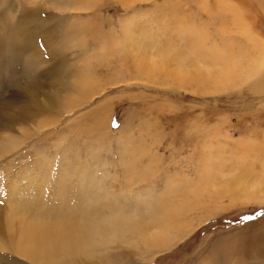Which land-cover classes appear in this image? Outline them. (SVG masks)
Segmentation results:
<instances>
[{
    "label": "rangeland",
    "instance_id": "obj_1",
    "mask_svg": "<svg viewBox=\"0 0 264 264\" xmlns=\"http://www.w3.org/2000/svg\"><path fill=\"white\" fill-rule=\"evenodd\" d=\"M261 54L264 0H0V264H264ZM26 213L83 237L24 257Z\"/></svg>",
    "mask_w": 264,
    "mask_h": 264
},
{
    "label": "bare ground",
    "instance_id": "obj_2",
    "mask_svg": "<svg viewBox=\"0 0 264 264\" xmlns=\"http://www.w3.org/2000/svg\"><path fill=\"white\" fill-rule=\"evenodd\" d=\"M132 25H133V23H132ZM129 28H130V24L129 25L127 24V32H128ZM242 30H244V29H242ZM198 32L199 31H197L195 33V36L198 37V35H199L201 37V35ZM250 37L252 38V36H250ZM123 40H126V39H123ZM194 40H195V38H194ZM132 41L134 42V40H132ZM242 62L245 63V60H243ZM239 67H240L239 63L234 61V60H230L229 63L224 64L220 68V75L221 76H219V81L220 82L223 81V82L226 83V82L230 81L231 79H233L234 78V70L235 69H239ZM263 67H264V54H261L260 58H258L257 60H254V61H250L249 63H247L244 66V70L245 71H250V74H254L256 76L261 75V77L258 76L260 78L257 79L256 83H254V84L252 83L254 85V86L252 85L253 88L261 87L262 84H263V81H262V79L264 80V77L262 78V76H264V68ZM193 68H194V71H196L195 65H193ZM87 70L89 71V73L91 72L90 69L87 68ZM190 72H182V71H177L176 70V73L173 76L176 77L175 80L177 81V83L180 86L181 85L185 86L188 89H190L192 92H196L198 87H194L193 85H195V83L197 82V75H196V73H190ZM89 82H90V80H89ZM261 82H262V84H261ZM87 83H88L87 78H81V79H79L77 81V87L79 89H82L84 86H86ZM255 84H257V85H255ZM3 138L4 137H2V139ZM230 168H231V166H230ZM244 171L246 172L247 168H241L239 166L237 167L238 174L244 173ZM254 176H257V177H256V179L252 178V180L258 186L259 181L263 182V180H264V165H261L260 171L255 172ZM262 182L260 183L261 185L263 184ZM239 183L241 184V182H239ZM242 185H243V183L241 184V186ZM237 186H238L237 184H236V186H233V190L231 192H229V193H231V194L236 193L235 191H237ZM260 187L261 186H258V188H254L255 189L254 193H252V194L249 193V196H248V199L246 200V202L252 201V202L259 203V204L264 203V189L261 190ZM246 189H244V190H246ZM244 190H240V191L244 192ZM248 192L249 191L246 190V192H244V193H248ZM236 194H240L241 195L242 193H236ZM232 199H237V197L234 196ZM230 204L234 205L235 204L234 200L233 201L231 200ZM19 209H21V208H19ZM22 212H23V210H22ZM177 212H179V210H177ZM29 215H30V213H28V214L26 213L24 215V219H23V215H21L23 220L19 221V223H18L19 226H16V227H20V229L17 228L16 231L14 230L15 234H18L19 233L18 231L20 230V234H18L19 240L17 239V235L14 236V234H13L14 238L16 237L15 238L16 239L15 243L17 245L14 243V240H12V242L14 243V246L16 245L18 247V249H19V250H17V249L16 250L20 251L19 253L21 255H23L24 257L33 259L35 256L42 257L43 255H45V256H52L53 260H54V257L57 256L59 254V252L63 251V253H64L66 250H70L72 247L74 248V246L72 244H74L73 242L76 240V238H77V240L75 242H77L81 237H83L82 236L83 231L79 230V229L83 228L85 225H82L80 228H78L76 230L75 234H72V232L69 229L67 230V226H65V225H55L53 222H51L50 220H47L46 218H38V219L29 218ZM17 217L15 216V218H17ZM15 218H13V219H15ZM12 221H14V220H12ZM9 222H10V220H9ZM11 229H16V228L13 226V228H11ZM154 230H155L156 234L152 238L149 239V244L152 245V246H158L159 249L167 247V245L170 244V242L169 241H165L164 237L169 232L168 228H162L161 226H159L158 228H156ZM186 230H187L186 227L181 226L180 223L177 224V227L174 229V233H176V234L172 237V240L178 239L180 236H184L186 234L185 233ZM16 232H18V233H16ZM104 234H105V232H104ZM103 237H104V235H103ZM72 238H74V241H71ZM70 241H71L72 244H70ZM104 242H106V241H104ZM66 243H67L68 246L65 245ZM78 244H79V242H78ZM64 245L66 247V250L63 249ZM70 246H72V247L68 248ZM77 247H78L79 251L84 249V247L82 245L80 246V248H79V246H77ZM73 250L74 251L72 253L70 252L71 254L69 255L71 257L73 256L72 254H74V255L78 254L77 250H75V249H73ZM68 254H69V251H68ZM63 255H58V257H63ZM50 259H52V258L50 257ZM48 261H49V259H48ZM48 261H46V258H45L44 262L40 261V263L41 264H46V262H47V264H48Z\"/></svg>",
    "mask_w": 264,
    "mask_h": 264
},
{
    "label": "snow or ice",
    "instance_id": "obj_3",
    "mask_svg": "<svg viewBox=\"0 0 264 264\" xmlns=\"http://www.w3.org/2000/svg\"><path fill=\"white\" fill-rule=\"evenodd\" d=\"M115 126H118V125H115ZM244 219H246V220H247V219H250V217H247V216H245V217H244Z\"/></svg>",
    "mask_w": 264,
    "mask_h": 264
},
{
    "label": "crops",
    "instance_id": "obj_4",
    "mask_svg": "<svg viewBox=\"0 0 264 264\" xmlns=\"http://www.w3.org/2000/svg\"><path fill=\"white\" fill-rule=\"evenodd\" d=\"M23 264H30V263H25V262H24Z\"/></svg>",
    "mask_w": 264,
    "mask_h": 264
}]
</instances>
